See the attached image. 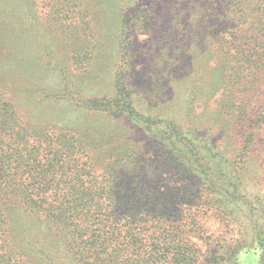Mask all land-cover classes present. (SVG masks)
<instances>
[{
    "label": "trees",
    "instance_id": "trees-1",
    "mask_svg": "<svg viewBox=\"0 0 264 264\" xmlns=\"http://www.w3.org/2000/svg\"><path fill=\"white\" fill-rule=\"evenodd\" d=\"M43 1L40 6L39 0H0V264H71V259L72 264H179L184 243L175 231L177 215L169 211L176 206L174 189L160 185L148 156L161 152L188 173L199 147L211 155L213 148L194 128L140 109L124 80H116L118 91L108 99L76 97L70 70L86 67L82 56L61 47L57 65L58 49L48 44L43 51H26L20 39L25 31L36 38L35 30L63 29L76 30L74 39L89 40L78 31L88 29L89 0ZM217 3L204 9V30L186 29L198 42V54L183 60L179 77L190 84L185 117L198 119L205 108L193 112V106L221 93L222 114L230 115L231 124L248 127L246 140L255 141L256 127L264 123V111L256 115L252 108L253 94L264 85V0ZM52 71L61 72L55 85L48 81ZM208 73L217 85L211 92L203 85ZM225 80L229 88L223 90ZM72 100L80 110L141 121L145 133L158 137L157 146L135 158L134 147H116L106 138L93 141L75 122L42 120L29 110L32 104ZM229 174L224 177L234 191L225 194L205 172L222 204L241 201L243 181L237 169L231 167ZM21 211L41 227L15 226L13 216Z\"/></svg>",
    "mask_w": 264,
    "mask_h": 264
},
{
    "label": "rangeland",
    "instance_id": "rangeland-1",
    "mask_svg": "<svg viewBox=\"0 0 264 264\" xmlns=\"http://www.w3.org/2000/svg\"><path fill=\"white\" fill-rule=\"evenodd\" d=\"M217 1L89 0L88 29L78 30L90 35L89 40L74 39L71 34L76 30L42 29L35 30L36 38L32 32L25 31L20 41L26 51H43L42 47L48 44L58 49L54 55L57 65L61 64L64 52L61 47L79 53L86 67H71V82L78 85L74 86L76 97L108 99L118 91L120 85L117 87L116 80H124L125 88L131 91L144 112L175 118L185 128L190 126L206 138L205 143L213 148L214 154L203 152L204 145H201L200 155L192 158L193 168L188 173L179 172L161 152L148 156L153 162L151 172L160 175V185L165 190L174 189L176 206L169 211L177 215L175 231L184 243L183 260L179 264H264V123L256 127L255 141L246 140L248 127L231 124L230 115L222 114L218 108L221 93L211 94L198 107L193 106V112L205 108L197 121L195 118L188 121L185 117L186 89L190 84L188 79L182 83L179 77L185 66L183 60L189 62L198 54V42L189 38L186 29L204 30V9L216 8ZM43 2L39 0V5ZM206 42L209 45V41ZM59 74L60 71H52L48 78L51 85L61 80ZM79 78L81 82H77ZM215 83L208 73L203 83L206 91L211 92L217 86ZM221 84L219 87L223 90L229 88L226 80ZM79 87L81 93L76 90ZM252 100L253 114L263 112L264 85L253 94ZM76 102L32 104L29 110L36 111L42 120L75 122L73 125L78 129L90 131L93 141L106 138V141H114L116 147H134L135 158L157 146L158 137L145 133L141 121H132L117 113L80 110ZM144 127L148 129V123ZM171 127L176 130L175 125L170 126L172 130ZM226 158L228 163L221 166ZM231 167L237 169L243 181L238 188L241 192L237 193L241 201L222 204L216 199L220 193L213 194L212 183L205 172L214 177V183L220 186L219 192L223 186L227 192L222 193L228 194L234 191V186L224 176L231 175ZM13 220L15 226L41 227L25 211L15 213ZM64 258L69 263L70 258Z\"/></svg>",
    "mask_w": 264,
    "mask_h": 264
}]
</instances>
